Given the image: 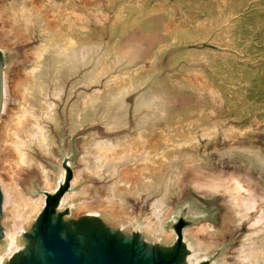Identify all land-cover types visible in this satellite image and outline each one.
Wrapping results in <instances>:
<instances>
[{
  "label": "bare ground",
  "instance_id": "bare-ground-1",
  "mask_svg": "<svg viewBox=\"0 0 264 264\" xmlns=\"http://www.w3.org/2000/svg\"><path fill=\"white\" fill-rule=\"evenodd\" d=\"M53 2L52 0H14L8 6L0 4L1 20L3 19L2 21L8 27L3 32L0 26V37L3 32L6 38L14 42L13 45L18 46L27 42L31 43L36 36L40 41L33 48L28 49L26 54L32 61L31 68L24 72L21 70L22 73L19 72L18 67V72L12 75L8 73L11 71L7 72L10 47H0L4 60L5 94L3 109L0 113V192L2 195L0 264H12L16 257L37 247V241L32 239L31 235L36 230L39 215L45 209L46 193L54 195L58 180L62 179L61 173L65 176L64 171L68 165L65 169L61 167L63 149L57 135L63 128V119L59 111L60 104H63L64 112L66 108H69L66 126L69 143L73 136L87 126H92L99 119L105 120L110 112L106 104L98 117L97 105L101 103L100 96L82 97V86H77L76 83L68 92L66 91V86L77 78L76 75L63 76L61 74L67 57L81 46H86V49L91 50L92 43L103 44L104 39L101 34L97 39H93L91 27L87 28L85 23L82 24L80 21V24L73 19L71 11L77 7L73 0H66L67 9L64 11L57 8ZM78 15L80 17V14ZM145 17V15L137 14L133 9L121 8L111 22L112 24L110 23L111 36H116L121 22H124L120 31L121 36L130 35ZM36 25L39 29L37 33L34 32ZM171 33L176 39L150 52L147 57L148 61L156 65L160 51L166 54L171 49L181 47L183 37L178 38L175 30ZM1 44L5 45L4 42ZM51 46L57 49L60 62L56 67L53 80L47 81L39 102L30 106L29 94L24 87L25 78L31 72L42 69L45 64V54L53 48ZM114 46L107 47L102 57H99L100 59L95 53L90 54L88 58L81 57L80 60H84L83 64L87 65L88 59L92 62L99 59L96 68L91 70L93 78L101 79V77L109 76L106 87L112 88L114 96L119 95V92H124L122 96L126 98L132 87L142 80L152 68H138L139 65L134 67L129 65L124 67L120 73H110L114 68L116 48L119 45ZM126 50L128 54L131 51L139 52L131 43L126 46ZM197 54V51L192 53L189 50L185 51L174 57L173 63L176 65L181 61H186L191 64V60ZM187 68L186 65L183 66L184 70ZM170 81L179 87L181 84H186L188 87L201 89L198 83L196 84L188 77L172 73L159 78L156 86L161 90L169 91L167 83ZM11 91L16 95L18 103L15 107H10L7 113L5 98ZM154 109V106H146L142 110L143 113H138L143 116L136 123L133 134L104 139L93 136L84 141L78 158V166L73 170L72 187L76 188L93 179L100 180L101 184L87 183L80 192H69L63 198L61 206L59 208L57 206L55 219H58L59 213L65 207L71 206L73 218L67 220L68 229H76L84 222L101 223L106 234L113 232L114 235L123 239L138 241L144 245L147 254L157 251L174 252L181 246V257H183L181 264H205L215 248L214 242L223 237V232L215 229L210 223H201L189 233H185L188 227L184 228L181 231L183 240L179 241L177 233L171 229L172 225H170L172 215L176 213L172 203L176 199H181L184 192L185 172L192 165L202 162L198 152L200 142L192 134L193 131L188 130L190 125L194 124L192 128L197 127L194 123L196 119L189 123L196 112L193 110L182 115L180 111L167 108L164 112V122L171 133H166L158 126L152 127L153 131L146 128V123L148 124L152 118ZM110 125L112 128H124L127 126V118L121 119L117 116L111 120ZM239 131L241 130H232L230 141L239 140L238 135H234ZM205 134L201 138L212 137L211 134L210 137L209 134L205 137ZM66 150L69 151L67 148ZM142 155L145 156L144 160L139 159ZM179 157H190V160L187 163H181L177 160ZM54 164L61 167L60 172L53 169ZM37 185L46 192L36 197L25 195L23 187H30L35 191ZM239 186L241 190L249 191L240 182ZM134 203H140L142 207L150 203V212L137 214ZM263 212L264 209L261 210L260 217L251 221L252 226L264 224ZM180 217L181 215L176 220H180ZM242 243V246L237 248L238 264H264V226L257 231L247 233ZM212 264L226 263L215 261Z\"/></svg>",
  "mask_w": 264,
  "mask_h": 264
},
{
  "label": "rangeland",
  "instance_id": "rangeland-1",
  "mask_svg": "<svg viewBox=\"0 0 264 264\" xmlns=\"http://www.w3.org/2000/svg\"><path fill=\"white\" fill-rule=\"evenodd\" d=\"M12 1L14 0H0V4L8 6ZM73 1L77 6L71 11L73 19L80 24L81 22L85 23L87 28L91 27L93 39H97L101 34L104 43H92L91 50L86 49V46H81L73 50L67 57L63 63L61 74L63 76L76 75L77 78L66 86V91L68 92L76 83L77 86H82V97L100 96L101 103L97 105L98 117L102 109H105L106 104H108L110 112L105 120L99 119L92 126H87L73 136L69 143L66 135L69 108H66L64 112V106L60 104L59 111L63 119V128L57 135L63 149L61 167L63 169L67 165L68 167L64 171L65 176L61 173L62 179L58 180L55 194L51 195L57 197L56 206L58 208L61 206L63 198L69 192H80L87 183L101 184L100 180L93 179L94 182L86 181L81 186L72 187L73 170L78 166V158L84 141L93 136L104 139L133 134L136 123L143 116L138 113L142 112L146 106L155 108L152 118L148 124L146 123V128L153 131L152 127L158 126L166 133H171L164 122V112L167 108L180 111L182 115L194 110L196 115L191 118L189 123L196 119L198 122L194 123L197 127L192 128L193 124L189 126L188 130L193 131L192 134L200 142L201 147L199 146L198 152L202 162L192 165L185 172L186 179L182 198L176 199L172 203L176 213L170 220L171 229L177 233V228H180V224H182L181 221L189 222L183 226V229L188 227L185 233L192 232L193 228L201 223L212 224L215 229L223 232V237L216 239L215 248L205 264H212L215 261L238 264L237 248L242 246L243 237L264 226V224L251 225V221L260 217L261 210L264 209V0ZM27 2L26 5H28ZM53 3L63 11L67 9L66 0H54ZM121 8L133 9L137 14L146 17L138 25L139 27L137 26L130 35L125 37L120 34L124 23L121 22L116 36L112 37L109 26ZM2 20L0 14V26L5 32L8 27ZM37 27L36 25V31L34 30L36 33L39 30ZM172 30L176 31L178 38L183 37L181 47L171 49L166 54H162L160 51L157 64L154 65L147 60L148 54L154 49L172 43L176 39L171 33ZM3 32L0 41L5 45L0 43V47H10L7 57V72L11 71L8 73L12 75L18 72L19 68V72L30 69L32 61L26 54L40 42L39 37L36 36L31 43L27 42L18 46L13 45L14 42L6 38ZM130 43L134 44L139 52L126 53V46ZM111 45L119 46L116 48V60L113 71L110 73H120L124 67L129 65L132 67L139 65L138 68H152L142 80L132 87L126 98L122 96L124 92H119V95L115 94L114 96L112 88L106 87L109 76L94 79L91 72L96 68L99 57H102L106 48ZM51 47L53 48L45 54V64L42 69L31 72L25 78L24 87L29 94L30 106L39 102L47 81L53 80L56 67L60 62L57 49L54 46ZM188 50L191 53L194 51L198 53L191 60V64L181 61L174 65V57ZM90 54H95L99 59L94 62L88 59V64L84 65V60H80V58H88ZM184 65L188 67L186 70L183 69ZM3 69L4 60L1 69L0 113L5 97ZM14 70L16 71L14 72ZM168 73L188 77L191 81L198 83L201 89H194L186 84H181L179 87L172 81L167 83L169 91L159 89L156 86L159 78H164ZM202 84L204 85L202 86ZM16 98L12 91L7 94L5 98L6 108L8 107L7 113L10 107L17 105L18 99ZM74 99L76 100V97ZM65 113L66 115H64ZM117 116L121 119L127 118V126L112 128L110 122ZM207 128L208 130H206ZM230 128L241 130L234 133V135H238L237 139L239 140L230 141L232 130H234ZM204 133H206L205 137L208 134L210 137L211 134L210 140L208 137L201 138V136L204 137ZM66 148L69 149L68 152ZM139 159L144 160L145 156L142 155ZM177 160L187 163L190 157H179ZM52 167L56 171L60 172L61 170V167L56 164ZM239 182L249 191L241 190ZM23 189L26 196L34 195L36 197L46 192L39 185L36 186L35 191L30 187H23ZM46 194L47 199L50 194ZM149 205L150 203L148 206L142 207V204L134 203L135 212L148 214L150 212ZM71 209V206L65 207L59 213V219L73 218ZM180 215L181 219L177 221L176 219ZM40 216L41 214L37 221ZM177 235L182 241V232L181 235L178 233Z\"/></svg>",
  "mask_w": 264,
  "mask_h": 264
},
{
  "label": "water",
  "instance_id": "water-1",
  "mask_svg": "<svg viewBox=\"0 0 264 264\" xmlns=\"http://www.w3.org/2000/svg\"><path fill=\"white\" fill-rule=\"evenodd\" d=\"M2 64L0 54V107L2 98ZM57 197L48 196L36 230L31 238L37 241L34 250L19 255L12 264H181L182 248L174 252L157 251L147 254L142 243L106 234L103 225L82 223L68 229L67 220L55 219ZM2 195L0 192V217ZM99 222V221H98ZM177 233L181 235V221ZM105 232V233H104ZM181 241V240H179Z\"/></svg>",
  "mask_w": 264,
  "mask_h": 264
}]
</instances>
